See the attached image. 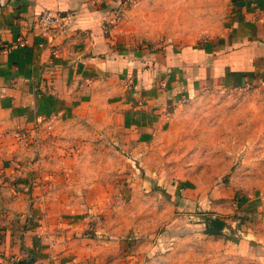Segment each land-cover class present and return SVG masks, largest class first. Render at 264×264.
Here are the masks:
<instances>
[{
    "label": "rangeland",
    "instance_id": "1",
    "mask_svg": "<svg viewBox=\"0 0 264 264\" xmlns=\"http://www.w3.org/2000/svg\"><path fill=\"white\" fill-rule=\"evenodd\" d=\"M227 12L228 0H124L113 34L142 60L203 43ZM123 74L122 88L95 84V108L42 119L17 150L41 151L60 251L81 264H163L169 240L212 218L230 243L250 245L252 264L264 260V82L208 79L170 98Z\"/></svg>",
    "mask_w": 264,
    "mask_h": 264
},
{
    "label": "crops",
    "instance_id": "2",
    "mask_svg": "<svg viewBox=\"0 0 264 264\" xmlns=\"http://www.w3.org/2000/svg\"><path fill=\"white\" fill-rule=\"evenodd\" d=\"M123 5L124 0H0V261L81 264L60 251L63 244L57 242L64 234L59 236L55 216L43 212L47 175L37 158L41 151H17L42 119L68 117L69 109L80 106L95 108L90 99L95 84L122 88L127 70L138 73L134 82L140 91L153 83L170 98L208 79L222 88L264 82V0H228L222 24L203 43L168 44L147 50L142 60L138 49H125L113 34ZM43 8L72 12L71 29L41 36L35 19ZM18 35L27 37L26 45L14 44ZM192 231L168 241L163 264H252L245 241L235 245L224 232ZM104 261L99 255L83 264Z\"/></svg>",
    "mask_w": 264,
    "mask_h": 264
},
{
    "label": "built area",
    "instance_id": "3",
    "mask_svg": "<svg viewBox=\"0 0 264 264\" xmlns=\"http://www.w3.org/2000/svg\"><path fill=\"white\" fill-rule=\"evenodd\" d=\"M72 19L73 14L68 10L43 8L37 14L35 19L37 33H39L41 36L50 38L59 34H65L72 27ZM26 43L27 37L23 35H18L14 42L16 46H24ZM39 43H42V41ZM54 52L55 51L52 50V53ZM0 264L10 263L0 261Z\"/></svg>",
    "mask_w": 264,
    "mask_h": 264
},
{
    "label": "trees",
    "instance_id": "4",
    "mask_svg": "<svg viewBox=\"0 0 264 264\" xmlns=\"http://www.w3.org/2000/svg\"><path fill=\"white\" fill-rule=\"evenodd\" d=\"M208 223L210 224L209 227L206 229L207 233H220L223 227V221L212 219L210 218L208 220Z\"/></svg>",
    "mask_w": 264,
    "mask_h": 264
}]
</instances>
